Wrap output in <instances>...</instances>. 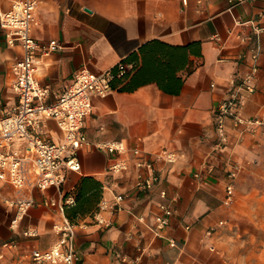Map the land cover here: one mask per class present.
Here are the masks:
<instances>
[{
	"label": "crops",
	"instance_id": "obj_1",
	"mask_svg": "<svg viewBox=\"0 0 264 264\" xmlns=\"http://www.w3.org/2000/svg\"><path fill=\"white\" fill-rule=\"evenodd\" d=\"M14 1L0 0V12ZM36 1L34 38L59 44L41 57L36 72L50 90L46 102L55 101L81 68L116 73L121 63L126 73L115 75L109 94L93 99L83 127L90 143L79 150L80 170H70L60 190L28 189L34 203L16 227L14 209L0 199V264H31L32 249L45 250L57 241L56 225L66 214L44 200L67 195L75 198L66 213L75 224L78 264H124L116 253L139 257L141 264H264V250L256 255L255 247V260L241 250V237H264V132H242L227 119L228 143L219 151L212 117L231 77L248 68V43L236 34L251 35L252 26L236 22L264 25V0ZM261 48L256 91L245 106L250 116L264 112V33ZM22 56V47L8 44L0 26V117L16 104L10 69ZM40 132L54 142L63 137L52 119ZM105 140L122 141L130 158L139 148L146 159L156 160L165 149L178 159L170 164L157 159L161 180L142 191L133 185V166L109 173V165L124 156L96 147ZM233 164L240 168L233 180L235 199L227 206L225 185ZM0 187L3 196L15 195L7 183ZM119 192L126 198L112 226L96 224L91 214L99 201ZM162 203L174 211L157 232ZM26 230L36 235L27 236Z\"/></svg>",
	"mask_w": 264,
	"mask_h": 264
},
{
	"label": "built area",
	"instance_id": "obj_2",
	"mask_svg": "<svg viewBox=\"0 0 264 264\" xmlns=\"http://www.w3.org/2000/svg\"><path fill=\"white\" fill-rule=\"evenodd\" d=\"M36 0H17L10 8L0 12V26L4 31L6 41L10 45H20L23 56L11 66L14 76L13 91L17 96L16 104L5 110L0 117V183H7L14 191L13 197H5L0 187V199L14 209L11 225L15 226L26 215L33 205L34 198L27 195L30 188L46 190L54 186L60 190L61 184L70 170H80L79 150L82 145H89V140L83 131L87 116L92 113L93 99L104 97L112 91V80L116 74L126 73L124 64L117 65V71L106 69L99 74H93L81 68L74 73L73 79L58 96L48 103L50 90L36 79L41 57L58 49L55 40L47 43L38 42L33 34V25L37 10ZM251 24L252 34L237 33L236 37L242 43H248L246 53L247 70L242 74L232 76L229 89L218 102L212 112L217 133V150L222 151L228 143L226 120L232 121L233 128L242 132H264V112L259 116L245 113V106L250 96L256 91L255 79L259 69L258 58L261 53V35L264 25L255 20L237 21V25ZM233 34V30L228 31ZM213 85V84H212ZM54 120L63 133L60 141L54 142L43 137L40 132L43 124ZM96 147L110 153H116L123 158L114 160L108 167L111 174L127 172L135 168V188L149 191L161 180V174L156 166V160L174 163L178 154L174 150H163L157 153L155 159H146L139 148L131 150L133 157H128L129 149L120 140H105L98 142ZM240 166L233 164L228 170L229 181L225 185L223 203L231 205L235 199L233 180ZM161 197H166V190L159 189ZM126 194L116 193L112 199L102 198L96 210L91 214L93 221L105 227L113 224L112 216L122 210ZM75 198L67 195L56 201L46 198L47 206H57L65 213L67 206L73 205ZM159 213L155 216V230L159 232L169 223L173 208L165 203L160 204ZM75 224L66 216L56 225L57 241L48 249H32L28 256L31 264H78L81 261L75 250ZM208 234L211 230H208ZM27 236L36 232L26 230ZM170 244L175 245L174 239ZM7 245V244H5ZM124 264H141L139 257L116 253Z\"/></svg>",
	"mask_w": 264,
	"mask_h": 264
},
{
	"label": "rangeland",
	"instance_id": "obj_3",
	"mask_svg": "<svg viewBox=\"0 0 264 264\" xmlns=\"http://www.w3.org/2000/svg\"><path fill=\"white\" fill-rule=\"evenodd\" d=\"M244 242H241V250L245 251L246 255L248 256L249 260H255V253L256 255L260 252L259 249L264 250V237L263 236H256L252 237L249 235L241 237ZM256 247V249H255ZM255 249V253H254ZM258 259V257H256Z\"/></svg>",
	"mask_w": 264,
	"mask_h": 264
},
{
	"label": "trees",
	"instance_id": "obj_4",
	"mask_svg": "<svg viewBox=\"0 0 264 264\" xmlns=\"http://www.w3.org/2000/svg\"><path fill=\"white\" fill-rule=\"evenodd\" d=\"M71 206V205H70ZM70 206H67L66 207V209H65V214H66V216L68 217V219L70 220V221H72L70 218H69V216L67 215V213H66V210L68 209V207H70ZM73 222V221H72ZM74 223V222H73Z\"/></svg>",
	"mask_w": 264,
	"mask_h": 264
}]
</instances>
